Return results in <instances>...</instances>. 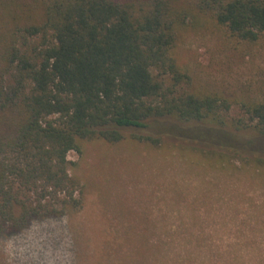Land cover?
I'll list each match as a JSON object with an SVG mask.
<instances>
[{
    "label": "trees",
    "instance_id": "1",
    "mask_svg": "<svg viewBox=\"0 0 264 264\" xmlns=\"http://www.w3.org/2000/svg\"><path fill=\"white\" fill-rule=\"evenodd\" d=\"M197 16L264 38V0H0V225L78 208L67 155L87 140L129 133L264 175V97L197 91L175 57Z\"/></svg>",
    "mask_w": 264,
    "mask_h": 264
},
{
    "label": "rangeland",
    "instance_id": "2",
    "mask_svg": "<svg viewBox=\"0 0 264 264\" xmlns=\"http://www.w3.org/2000/svg\"><path fill=\"white\" fill-rule=\"evenodd\" d=\"M185 32L174 54L192 88L264 97V38L236 43L203 16ZM179 149L129 133L81 142L67 155L78 208L19 231L0 225V264H264V175Z\"/></svg>",
    "mask_w": 264,
    "mask_h": 264
}]
</instances>
